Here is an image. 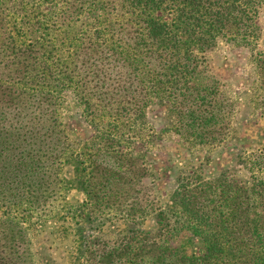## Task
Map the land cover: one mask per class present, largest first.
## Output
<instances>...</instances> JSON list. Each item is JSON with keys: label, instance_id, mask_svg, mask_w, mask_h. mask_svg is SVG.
I'll list each match as a JSON object with an SVG mask.
<instances>
[{"label": "trees", "instance_id": "trees-1", "mask_svg": "<svg viewBox=\"0 0 264 264\" xmlns=\"http://www.w3.org/2000/svg\"><path fill=\"white\" fill-rule=\"evenodd\" d=\"M263 8L264 0H0V264L31 263L23 221L72 181L100 224L118 215L126 223L108 248L79 239L81 264H264L263 149L242 154L247 179L192 172L166 207L139 198L144 152L134 150L163 132L206 148L232 136V101L209 56L219 44L254 45ZM153 105L164 110L159 131L145 121ZM72 109L89 138L70 136Z\"/></svg>", "mask_w": 264, "mask_h": 264}, {"label": "rangeland", "instance_id": "rangeland-1", "mask_svg": "<svg viewBox=\"0 0 264 264\" xmlns=\"http://www.w3.org/2000/svg\"><path fill=\"white\" fill-rule=\"evenodd\" d=\"M260 22L262 33L254 45L246 48L219 44L209 56L212 69L222 81V88L233 106L232 136L226 142L213 148L186 146L172 133L163 132L139 148L134 146L135 151L143 148L144 152L141 162L138 159L141 168H145L139 198L152 203V207L159 203L162 207L169 205L174 190L180 184L184 185V178L192 172L196 179L200 176L214 177L221 171L233 172L237 178L247 179L249 173L244 168L243 155L255 149L264 151V79L261 82L264 63L258 61L264 56V8ZM146 110L147 124L155 131L162 129L164 110L155 105L148 106ZM66 128L76 140L92 135V129L84 124L76 109L68 114ZM66 170L69 171L68 168ZM70 184L62 191L60 200L45 207L43 212L39 211L41 215L31 213L23 221L24 246L29 252L25 255L31 260L30 264H81L86 256L78 250L79 239H93L96 249L108 248L119 239V233L126 225L124 220L118 215L105 218L104 224H100L102 219L97 217L98 212L91 206L89 210L87 204L82 206L85 201L83 193L74 181ZM87 210L90 211L88 222L82 219V213ZM39 216L45 218L39 219ZM142 221L144 227L152 224L149 218ZM93 259L97 261L98 257Z\"/></svg>", "mask_w": 264, "mask_h": 264}]
</instances>
